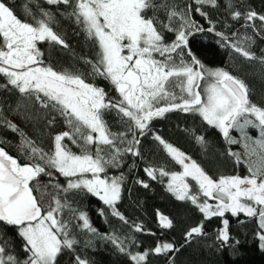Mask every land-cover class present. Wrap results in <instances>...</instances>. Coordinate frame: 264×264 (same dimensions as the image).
I'll use <instances>...</instances> for the list:
<instances>
[{
	"label": "snow or ice",
	"instance_id": "1",
	"mask_svg": "<svg viewBox=\"0 0 264 264\" xmlns=\"http://www.w3.org/2000/svg\"><path fill=\"white\" fill-rule=\"evenodd\" d=\"M48 5H63L67 16L81 27L97 47L95 61L85 60L91 67L90 77H102L118 91L120 98L108 97L103 88L86 82L84 74L68 70L57 71L45 63L44 52L39 45L67 48L62 35L54 30L55 14L39 6L38 0H26L24 14L31 19L22 20L6 0H0V90H17L22 96L34 99L40 106L63 117L66 131L52 137L53 147L45 151L29 139L17 125L0 116V123L21 136L20 149L28 159L21 164L3 147H0V264H59L58 257L66 251H75L80 242L72 236L74 227L98 234L86 212L78 211L67 195L91 194L112 210V215L127 223L117 210L121 199L123 175H107L108 168H119L126 153L140 156L136 147L140 139L125 132L114 133L104 119L105 113L115 110L129 131L138 130L143 136L149 131L150 122L171 111L192 113L203 122L219 130L228 144L239 143L230 135L238 131L245 140H252L248 129H258L259 137L252 140L264 153V106L252 101L251 89L244 80L223 68L206 66L189 48V38L205 29L191 17L192 4L178 6L174 0H44ZM195 11L208 18L204 6L218 8L219 0H194ZM29 5L36 7L33 12ZM233 8L230 0L226 5ZM165 13V20L158 12ZM151 12V15L149 13ZM231 18L243 19L245 29L264 32V14L249 10H232ZM208 32H215V24L208 20ZM165 32L175 33L171 42L165 40ZM215 34L224 45L246 60H258L264 65V56L257 57L251 49L254 40L234 32L230 38L223 32ZM187 57V59H186ZM11 86V88H9ZM164 106H159L161 102ZM3 110L0 109V112ZM127 118V119H124ZM56 117L47 121L49 126ZM192 134L201 145L204 136ZM163 150L182 167V171L169 172L163 168H145L152 180L170 177L167 184L179 201H190L206 219L224 217L230 212L233 217L244 214L257 221L260 247L264 248V154L261 164L248 165L249 175L220 176L213 179L190 156L161 136L155 135ZM71 145L79 151L73 152ZM247 147V144L245 145ZM228 154L240 163L237 153ZM255 154V153H254ZM52 170L66 178V186L58 182V190L52 202L44 206L34 195L38 190L32 181L40 175L53 176ZM195 182V188L189 183ZM51 183V181H50ZM148 188V183L138 181ZM203 198V199H202ZM216 201L215 205L208 200ZM67 211L68 215L65 216ZM103 215V209L100 210ZM80 225H73V220ZM163 228L171 229L173 222L160 214ZM215 239L217 247L230 246L229 221H222ZM243 223V221H241ZM14 228L22 240L24 257L20 258L14 244L6 237L3 228ZM135 231H143L139 225ZM207 235L203 224L191 227L185 233V242ZM109 240L121 253L129 256L134 264H145L149 251L132 253L124 241L116 236L101 237ZM135 243V241H130ZM236 243H239L236 241ZM86 241L85 246H90ZM173 243L164 242L151 250L154 254L178 252ZM75 264H91L87 258L75 256Z\"/></svg>",
	"mask_w": 264,
	"mask_h": 264
},
{
	"label": "trees",
	"instance_id": "2",
	"mask_svg": "<svg viewBox=\"0 0 264 264\" xmlns=\"http://www.w3.org/2000/svg\"><path fill=\"white\" fill-rule=\"evenodd\" d=\"M6 2L19 18L31 22V19L23 12L26 0H6ZM159 2L161 0H157V3ZM169 2H173V0H169ZM174 2L182 8L187 4H192V19L205 29L203 32H196L189 38V48L196 57L208 67L223 68L244 80L251 89L250 98L252 101L264 106V65L258 60H246L235 53L233 49L223 46L224 41L220 37L207 32L210 26L208 20H211L215 24V32H223L230 38H234L232 36L234 32L239 33L242 38L245 35L251 36L254 43L250 50L257 57L264 56V32L259 30L260 22L256 21L257 28L255 30L245 29L241 27L244 23L243 19L235 21L230 15L232 10L241 12L252 10L264 14V0H230L233 5L232 9L226 6L229 0H219L218 8L203 7L202 10L208 13L207 19L195 11L198 6L194 0H174ZM38 4L55 14L54 30L62 35L68 45L67 48H64L59 45L50 46L47 42L41 43L39 47L44 52L45 63L51 64L57 71L66 69L70 72L83 73L86 82L103 88L108 97L119 99L118 91L109 80L88 76L91 67L84 61H95L98 47L95 41L87 37L81 27L67 16L70 9H66L63 5H48L44 0H38ZM29 7L33 12L36 11L35 6L29 5ZM157 16L161 20L166 19L163 11L158 12ZM164 35L167 42H171L175 38L173 32H165ZM0 83H6L3 77H0ZM165 103L162 101L159 106H164ZM29 107L35 113L28 111ZM0 109L3 110L0 112V116L17 125L29 139L35 141L45 151L52 149V137L55 134L68 130L63 117L41 107L39 102L34 99L22 96L15 89L0 90ZM27 111L33 113L35 117L33 119H36L32 124L27 120ZM53 116L56 117L55 123L49 126L47 121ZM104 119L112 132H125L128 139H131L135 134L140 139L139 145L136 146L140 156L126 153L122 157L119 168L110 167L107 171L109 177L123 175L121 199L116 208L125 217L127 223L119 217L113 216L112 210L91 194H63L68 196L73 207L78 211L87 213L91 225L97 229L98 234L74 227L72 236L80 243L75 246L74 252L64 251L58 257L59 264H75L76 255L87 258L91 264H134L129 256L119 252L113 243L101 238L109 235L120 237L132 253L149 251L150 254L145 264H264V248L260 247L257 221L254 218H248L243 214L233 217L231 213H225L224 217L217 216L206 219L204 214L190 201H179L168 191L167 184L170 177H160L157 173V179L152 180L144 171L149 167L157 170L163 168L170 173L182 171V167L176 164L159 142L154 139L155 135H159L195 160L213 179L232 175L245 177L249 175L248 164L241 159V162L237 163L235 157L228 154L229 150L239 154L238 145L226 143L218 129L207 125L201 117L192 113L171 111L162 117L154 118L149 124L150 130L143 136L138 130L129 131L127 126L122 123L121 115H118L115 110L106 112ZM191 130H194L196 135L204 136L207 143L205 145L197 143ZM252 134L251 138L255 140L257 134L255 132ZM252 140L250 141L252 142ZM65 143L71 147L73 152L79 151L69 141L66 140ZM20 144V134L0 123V147H3L14 158H18L21 164L28 163L25 153L20 149ZM261 153L262 150L257 149V153H252V158L254 155V159L261 162L258 156ZM40 176L52 188V198L58 191L54 187L57 182L66 186V178L61 175L55 179L43 174ZM138 181L148 183L149 187H143ZM189 183L195 188V182L189 180ZM101 209H103V215H101ZM160 214L172 220L173 227L171 229L163 228L160 225ZM67 215L66 211L65 216ZM224 219L229 221V234L232 239L229 242L230 246L217 247L220 242L215 239V236L223 228L222 221ZM72 223L80 225L82 222L74 219ZM201 223L203 231L207 235L196 237L186 243L185 233L191 227ZM136 225L141 226L143 231H135L134 226ZM2 230L14 244L18 256L23 258L25 254L21 247L22 240L17 236L16 230L10 227ZM89 240L91 245L86 247L85 242ZM130 241H135V243H130ZM164 242L173 243L180 250L167 254L151 252L158 244Z\"/></svg>",
	"mask_w": 264,
	"mask_h": 264
},
{
	"label": "rangeland",
	"instance_id": "3",
	"mask_svg": "<svg viewBox=\"0 0 264 264\" xmlns=\"http://www.w3.org/2000/svg\"><path fill=\"white\" fill-rule=\"evenodd\" d=\"M27 110L30 111V112L35 113L34 110L30 109V107ZM28 111H27L28 114L26 115L27 116V120H28L29 123L32 124V122L33 121L35 122L36 119H33V118H35L33 116V113H29ZM42 114L45 115L44 113H42ZM248 130L250 131L249 132L250 133L249 134L250 137H251V135H253L252 132H255L257 134V137H255V139H257L259 137V130L258 129H251L250 128ZM230 135L233 136L235 139H237L239 141V143H235V144L238 145L237 147H239V154L238 155H239L240 159L242 161H244L248 165L252 164L254 167L260 166L261 162L256 161L254 159V155H253V158H252V153L253 152L257 153V149H259L258 146L253 144L250 140H245V138L238 131L233 130V131H231ZM246 144H247V147L245 146ZM258 156H259V159H260V154H258ZM58 175H59L58 172L53 171L52 178H54V179L58 178L57 177ZM40 177H38L37 180H34L32 182V184H36L38 186V190H34V195L37 196V198L41 201V203L44 206H47V205H49L52 202L53 190L48 185V182H46L45 180L41 179ZM209 203L215 205L211 201ZM226 213H230V212H226Z\"/></svg>",
	"mask_w": 264,
	"mask_h": 264
},
{
	"label": "flooded vegetation",
	"instance_id": "4",
	"mask_svg": "<svg viewBox=\"0 0 264 264\" xmlns=\"http://www.w3.org/2000/svg\"><path fill=\"white\" fill-rule=\"evenodd\" d=\"M32 182H33V181H32ZM208 201H209V202L211 201V202L214 203V204L216 203V201L211 200V199H209ZM10 228H11V227H10ZM11 229H12V228H11Z\"/></svg>",
	"mask_w": 264,
	"mask_h": 264
},
{
	"label": "water",
	"instance_id": "5",
	"mask_svg": "<svg viewBox=\"0 0 264 264\" xmlns=\"http://www.w3.org/2000/svg\"><path fill=\"white\" fill-rule=\"evenodd\" d=\"M207 32H208V31H207ZM208 33L213 34V35H216L215 32H208Z\"/></svg>",
	"mask_w": 264,
	"mask_h": 264
}]
</instances>
